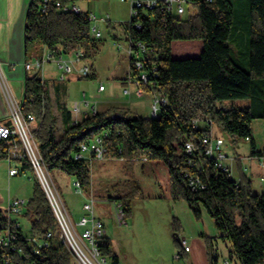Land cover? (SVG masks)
I'll use <instances>...</instances> for the list:
<instances>
[{
    "label": "trees",
    "instance_id": "trees-1",
    "mask_svg": "<svg viewBox=\"0 0 264 264\" xmlns=\"http://www.w3.org/2000/svg\"><path fill=\"white\" fill-rule=\"evenodd\" d=\"M56 1L52 0L45 12L41 10V0L28 3L24 18L27 60L40 56L44 48L56 53L81 48L85 58L98 49L86 10L80 14L65 12ZM187 2L195 5L197 12L186 18L155 8L141 10L134 17L141 27L131 26L129 21L124 25L133 50L141 49L139 42L144 44L145 50H140L144 69H156L157 88L169 98L159 116L133 115L130 109L114 106L75 122L61 86L56 81L49 82L40 69L26 72L21 108L23 113L32 112L35 116L33 133L50 172L60 169L88 189L91 161L77 159L75 153L81 142L107 131L106 158L122 157L130 166L162 160L169 169L172 198L184 200L196 218L205 208L214 220L218 236L231 242V257H237L240 264H264V193L254 191L246 175L236 180L228 170L217 167L205 153L202 141L216 125L234 138L248 139L251 152L257 147L251 123L253 118H264V0H249L253 20L249 26V54L244 62L249 67L232 56L231 0ZM185 39L203 41L198 56L172 55V43ZM90 75L94 73L86 76ZM250 96V105H223L227 100ZM194 119H198L197 126L193 125ZM187 141L194 145L191 152L186 150ZM6 148L7 142L0 140V158ZM21 168L32 170L27 160H23ZM190 176H198L205 187L192 188ZM121 200L125 214V196ZM19 215L26 219V226L16 228L14 250L0 246V264H77L57 234L47 236L49 230L56 229V217L36 176L32 195ZM17 220L18 216L9 218L1 211L0 234ZM211 240L209 236L206 241L213 257ZM98 244L110 264H120L109 237L101 236Z\"/></svg>",
    "mask_w": 264,
    "mask_h": 264
},
{
    "label": "rangeland",
    "instance_id": "rangeland-1",
    "mask_svg": "<svg viewBox=\"0 0 264 264\" xmlns=\"http://www.w3.org/2000/svg\"><path fill=\"white\" fill-rule=\"evenodd\" d=\"M232 2V23L230 45L232 56L237 59L239 64L249 67L244 63L249 54V26L253 20L250 10L249 0H231ZM79 5L83 10L95 12L98 16L107 17L109 20L99 23L101 36L97 38L98 49L90 57L85 58L82 63L92 65L91 73L94 76H81L74 71L67 75L65 80H60V70L55 60L47 61L40 72L49 82L56 81L63 90V99L68 108L73 112L74 118H80L75 115L74 104L84 99L90 104H95L97 108L113 104L114 106L126 104L130 105L131 100L125 94L123 83L129 71V57L127 54L128 41L125 39L124 25L131 18L132 6L129 0H81ZM197 12L195 5L186 4V10L180 13V16L187 17ZM119 34L115 38V34ZM200 39L176 40L173 44L175 56H181L178 52L180 43L190 41H199ZM44 54V50L41 55ZM40 55V56H41ZM34 57V56H33ZM64 58H68L63 55ZM36 69V68H33ZM37 71V70H36ZM107 85V90L100 92L98 86L100 82ZM127 85V84H126ZM13 92L16 101L21 102L24 95L23 80L8 83ZM132 87V86H131ZM85 93V97L84 94ZM252 97L227 100L224 106H246L252 104ZM140 103L139 106L147 116L151 115L150 95L145 94L143 98L133 100ZM109 103V104H108ZM113 107V106H112ZM110 107V108H112ZM148 110V111H147ZM133 115L138 114L136 111ZM140 115V114H139ZM33 125L34 123L31 122ZM214 130L224 138L223 149L232 156H244L250 154L251 142L241 137H232L226 132L218 130L216 125ZM252 134L259 148H264V118L258 117L252 119ZM122 158L96 159L91 162V182L98 183L101 190L109 189V194H116L117 187H126L127 179L121 173ZM232 161V176L238 180L243 175L249 177L252 181L254 191L263 193V187L260 185L258 168L251 164V160ZM247 166L244 172L240 165ZM8 163L0 158V212H6L9 200L20 199L23 204L32 195L33 182L35 174L33 170L27 169L24 173L8 177L6 169ZM244 173V174H243ZM51 174V179L57 185L59 192L66 204L69 216L75 225L79 234L82 235L84 226L79 225V219L82 216H90V213L83 208L87 202L88 189L78 192L76 190V179L60 169H55ZM162 175V171H160ZM130 177V176H129ZM129 180L130 192L125 196V205L128 210L125 211V222L120 223L117 217L115 203L94 202L95 215L100 214L105 223V229L110 238L113 239L115 249L123 264H240L237 257H231L232 244L228 239L218 236V230L214 220L208 211L202 207V215L196 218L192 213L191 218L185 215L176 214L172 196L171 198L158 195L154 185L155 175L150 173H135ZM98 182V183H97ZM119 183V184H117ZM125 185V186H124ZM97 193V191H95ZM106 191H103L105 194ZM91 194L88 195L90 197ZM93 196V195H92ZM94 197V196H93ZM120 198V199H121ZM179 200V199H177ZM176 207H178L176 205ZM20 222L24 224L25 218L18 214ZM186 228V230L184 229ZM201 228V229H200ZM204 233L200 236L198 230ZM183 236L187 244L192 247V251L184 250L182 257H177V252H182V245L177 238ZM211 236L212 256L208 253L207 237ZM217 236V237H215ZM210 244V243H209ZM110 264V261H108Z\"/></svg>",
    "mask_w": 264,
    "mask_h": 264
},
{
    "label": "built area",
    "instance_id": "built-area-1",
    "mask_svg": "<svg viewBox=\"0 0 264 264\" xmlns=\"http://www.w3.org/2000/svg\"><path fill=\"white\" fill-rule=\"evenodd\" d=\"M52 0H41V10L46 11ZM132 6L131 18L129 20L131 26L141 27V22L135 20L134 17L139 15L141 10H152L155 8L166 9L168 11L180 14L186 10L187 0H129ZM210 1V0H209ZM57 7L65 12L74 14H80L84 12L77 1L63 2L61 0L56 1ZM87 18L91 24V32L95 38L101 36L99 29V23L109 20L107 17L98 16L95 12L86 10ZM130 34L125 32V39L128 41L127 54L129 57V71L126 75V82L128 85L124 88L125 94H131L141 96L144 93H149L151 96L150 103V117H157L161 111L169 104V98L166 94L162 93L157 88L155 77L157 71L155 68L148 70L144 69V61L141 58L140 50H145V46L142 43H138L141 48L133 50ZM66 55L68 58H64ZM55 60L60 70V80H65L67 75L76 71L81 76H86L91 73L92 65L89 63H82L76 67V64H80L85 57L81 48L74 49L68 53L64 52H52L46 49L43 55L37 56L33 59L26 60L24 65L26 70H32L33 68L42 69L43 65L47 61ZM133 86V89L132 87ZM105 89V84L101 82L98 86V90ZM4 93L11 106L10 120H4L0 122V140L7 142V148L5 150L4 159L9 164V175L14 176L20 173H24L26 170H22L21 164L23 160H27L35 176L38 178L41 186L50 202L52 210L56 217V229L49 230L47 236L57 234L67 247L72 251L77 264H108V259L103 255L99 249L98 240L101 236L105 235V227L102 220L98 219L94 212L95 198L90 196L88 201L84 203L83 208L90 213V216H82L79 220V225L84 226L82 235L78 233L75 225L73 224L66 204L57 188L55 182L51 179V172L48 170L44 163L41 151L34 136V128L36 127V119L32 112L27 114L23 113L21 103L17 102L13 97L11 91L5 86ZM85 97V93L83 94ZM75 115H79L80 118H74L75 122L82 117H87L98 112L95 104H90L88 100L81 102L76 101L74 104ZM31 122L34 124L32 125ZM198 119L193 120V125L197 126ZM107 136V131L100 132L93 137L91 141H83L79 145V149L75 153V158H89L103 159L105 157V145L104 138ZM205 144V153L214 160V164L217 167H223L232 174V161L236 160V156L230 155L223 149L225 140L215 130L214 126L209 133L202 138ZM188 152L193 151L194 145L191 141H187L185 144ZM261 151V152H258ZM122 158V157H121ZM243 160H251L252 158L257 160L260 168L259 181L263 187L264 193V149L258 146L254 149V152H250L249 155L243 156ZM123 159V158H122ZM247 170V166H242V171ZM189 184L192 188H203L205 184L201 182L198 176H190ZM76 190L82 192L83 188L78 181H76ZM23 200L14 199L10 200L6 215L9 218L18 215L22 210ZM117 211V217L120 223L125 222V214L121 204L115 203ZM21 226L20 220L13 222V227L6 228L0 234V246L10 249H15L17 240V227ZM32 240H36L35 237H31ZM47 244V242H44ZM184 250H189L190 246L187 244L185 238L181 239ZM178 256L180 254L178 253ZM226 264H230L229 260H225ZM121 264V263H120Z\"/></svg>",
    "mask_w": 264,
    "mask_h": 264
},
{
    "label": "crops",
    "instance_id": "crops-1",
    "mask_svg": "<svg viewBox=\"0 0 264 264\" xmlns=\"http://www.w3.org/2000/svg\"><path fill=\"white\" fill-rule=\"evenodd\" d=\"M29 2H30V0H0V120H5V121L10 120L11 106L8 102L6 94L4 93L5 86H7L9 88L8 83L10 81L17 82V81L23 80V82H24L26 72H27V70L25 69V65H24L25 61L27 60L26 56H25L26 52H25V45H24V18H25V11H26V8H27ZM118 35H119L118 33L115 34V38ZM124 35H125V32H124ZM174 42L172 43V55L174 57L198 56L201 53L203 46H204L202 40H199L198 42L197 41L196 42L190 41L188 43H180V46L178 47L179 48L178 52L181 54V56H175L173 54ZM43 50H44V52H46V48H44ZM35 57H37V56L32 57V59ZM36 70L37 69H32L29 71L35 72ZM43 77H45V76H43ZM123 83H125V86H126V84H127L126 77L124 78ZM132 89H133V86H132ZM9 90L11 91V93L13 95L11 88H9ZM106 90H107V85H105V89L100 91V92H104ZM145 94H149V93H144L143 95L138 96V95H136V93L132 92L131 94H128V98L131 100L129 106H126V104L125 105L122 104V105H117L116 107H124V108L130 109L131 112L136 111L138 113V115L139 114L142 115L141 113H145V112H144V110H142V108H140V106H139L140 103H136L133 100L141 99V98H143V96ZM150 103H151V96H150ZM112 106L114 107L113 104H109L108 106L107 105L103 106V104H101L100 107L97 108V110L98 111H104V110H107L108 108H110ZM148 107H150V104L148 105ZM146 114H147V116H149L148 113H146ZM143 116H146V115L143 114ZM262 149H264V148H262ZM244 156H247V155H244ZM236 157H237L236 160L240 161L243 156L242 157L236 156ZM103 159H111V158H103ZM92 160H96V158L92 159ZM121 161H122L121 173H123L124 174L123 177H125V179H127V182L125 183L126 187H123V186L117 187L116 186L117 193L111 195L108 192L109 189L101 190L102 188L100 189V187H99L100 183L97 182L98 185L96 186L95 182L93 181V183L91 182V184H90V188H91L90 192L87 193V197H86L87 200L89 199L88 195L91 194V196L93 195L95 198V201L97 200L98 203H100V201L101 202H103V201L109 202L110 201L113 203L121 204L122 200L119 197H121V195H126L130 192V190L127 189V188H129L128 187L129 186V180L128 179H131L133 177V175H135V173H139V172H142V173H147V172L150 173L151 172L152 174H154L156 180L152 184L154 185V188H155L156 192L158 193V195H163V196H167V197L171 198L169 169L162 160L136 162L132 166L126 164L124 162V159ZM251 164H254L255 167H257L259 169L258 170V173H259L260 168H259L257 160L255 158L251 159ZM242 166H243V164L240 165L241 170H242ZM160 171H162V173H163L162 175L160 174ZM6 173L8 174V177H12L9 175V164H8L7 169H6ZM117 184H119V183H117ZM83 190H85V189H83ZM95 191H97V193ZM103 191H106L105 194L103 193ZM174 201L175 202H173V204H174V208L176 210V214L179 216L185 215L186 217L191 218V216H192L191 212L192 211H191L190 207L188 206V204L184 200H174ZM9 202H10V200H9ZM9 202H8V204H9ZM176 205L178 207H176ZM7 208H8V206L5 208V210H7ZM3 214H6V212H3ZM17 216L18 215H14V217H17ZM96 217L98 219L102 220V222L104 223L102 215L97 214ZM24 220L26 221V219H24ZM22 224H24V223L21 221V225ZM104 226H105V223H104ZM184 229L186 230V228H184ZM200 229L198 230V233L201 236L204 232ZM175 235H177V238L180 241V243H181V239L185 238L183 236L180 238L179 233L178 234L176 233ZM105 236L109 237V235L106 232V229H105ZM110 240L112 242L113 249L117 253L113 239L110 238ZM181 245H182V243H181ZM182 249H183L182 252L181 251L179 252L180 256H178V252H177V254H176L177 257L183 256V252H184L183 246H182ZM185 251H187V252L192 251V247H190L189 250H185ZM120 263L123 264L121 262V260H120Z\"/></svg>",
    "mask_w": 264,
    "mask_h": 264
}]
</instances>
